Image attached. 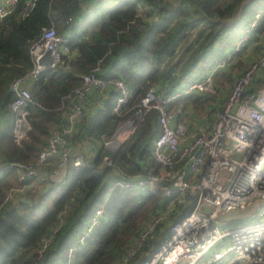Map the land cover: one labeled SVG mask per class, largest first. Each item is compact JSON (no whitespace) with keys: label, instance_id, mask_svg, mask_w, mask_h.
I'll return each instance as SVG.
<instances>
[{"label":"trees","instance_id":"trees-1","mask_svg":"<svg viewBox=\"0 0 264 264\" xmlns=\"http://www.w3.org/2000/svg\"><path fill=\"white\" fill-rule=\"evenodd\" d=\"M141 1L160 11L159 17L138 15L137 4ZM242 1L34 0L24 12L25 0H17L0 27V264L38 261L40 236L57 221L61 222L59 235L69 225H77L69 236L59 240L50 263L74 243L69 264H116L126 254L148 215L165 208L172 198L160 189L143 191L122 183L129 173H145L151 163L152 141L159 133L158 111L152 108L138 117L134 130L117 147L106 145L104 136L110 137L128 115L137 111L149 86L162 92L206 72L242 36L257 7L264 4V0H251L239 9ZM46 25H53L59 33H69L70 51L29 83L34 99L29 103L32 126L21 141H16L10 106L12 79L33 67L32 41ZM188 27L195 30L189 31ZM241 54L238 52L235 63L216 77L218 84L234 82L236 73L245 66ZM91 71L125 78L132 94L122 109L115 110L112 106L119 90L111 85L101 102L78 119L69 136L74 143L88 139L96 143L89 163L73 167L50 183L37 184L17 201H4L6 189L20 180L19 163L34 160L41 145L65 121L68 92L82 82V73ZM263 79L264 69L250 88ZM218 99L216 93L200 91L182 95L175 103L209 106L211 116ZM107 154L111 162L104 159ZM95 201H102L104 215L79 241L77 234L82 225L78 220ZM161 226L129 264L148 250Z\"/></svg>","mask_w":264,"mask_h":264},{"label":"built area","instance_id":"built-area-1","mask_svg":"<svg viewBox=\"0 0 264 264\" xmlns=\"http://www.w3.org/2000/svg\"><path fill=\"white\" fill-rule=\"evenodd\" d=\"M16 2L0 0V27L4 16ZM33 2L25 0L24 12L32 7ZM137 11L138 15L151 19L160 15V11L147 1L138 3ZM263 19L264 4L257 7L242 36L200 77L188 82L185 79L181 85L162 92L151 85L141 97L135 112L142 117L148 110L156 108L159 133L152 141V161L147 164L145 173H129L122 183L143 191L160 189L172 198L165 208L148 215L128 245L126 254L116 264H129L140 247L167 222H172L170 232L142 264H209L212 261L217 264H264V79L257 87L250 88L253 79L264 69V51L237 74L231 90L213 106L211 116L209 110L202 113L201 120H194L191 108L185 104L196 110L198 107L192 102L175 103L185 94L200 91L217 94L219 89L214 75L225 68L239 51L249 47L256 25ZM200 25L204 26V23ZM187 30L195 29L188 27ZM32 42L33 67L15 75L11 83L14 92L10 101L14 112L12 136L16 141H21L32 126L29 103L34 99L29 83L38 72L58 63L62 55L70 51L69 33H59L53 25L44 26ZM46 49L50 50V61L41 59ZM164 62L165 59L161 65ZM81 79L82 82L67 94L70 100L64 109L65 121L41 145L34 160L19 163L17 175L20 180L6 189L4 201H17L37 184L50 183L73 167L89 163L94 151L90 149V140L74 143L69 135L76 129L80 116L101 102L111 85L119 90L112 106L115 110L122 109L130 100L132 88L125 78L101 76L91 71L82 73ZM132 125V128H125L127 133L121 137L125 131L121 123L117 134L114 131L110 137L104 136L105 144H112V147L120 145L136 127L135 122ZM104 159L111 162L108 154ZM186 188L199 192V203L183 219L169 221L171 212L176 210L175 214L189 200ZM244 208L255 210L253 215L256 217L228 226L226 212ZM102 215L103 203L95 201L78 220L82 225L77 234L79 241H83L95 223L101 221ZM60 225L61 222L57 221L43 230L38 247L40 257L34 264H69L75 243L66 248L62 257L50 263L59 240L69 236L77 224L64 228L59 235L57 229ZM224 237L231 242L227 251L233 252L232 258L225 255L224 249L217 247Z\"/></svg>","mask_w":264,"mask_h":264},{"label":"crops","instance_id":"crops-1","mask_svg":"<svg viewBox=\"0 0 264 264\" xmlns=\"http://www.w3.org/2000/svg\"><path fill=\"white\" fill-rule=\"evenodd\" d=\"M249 49H252V54H251V52H248L249 54H246V51L249 50ZM263 51H264V19L261 20L256 25V29H255L254 35L249 40V47H245L242 51H239V52H242V54L240 56L243 58V61L245 62V64H244L245 66H244V68H242L240 73H242L246 69V67L248 66L247 64L249 62H251L253 59H255L256 56H258L259 53L261 54V52H263ZM254 55H255V57H253ZM249 56H250V58L247 59ZM236 60H237V54L234 56V59L229 64L226 65L224 70L227 69L231 64L235 63ZM236 75H237V73H236ZM228 81H230V80H226L224 82V86H222L221 83H219V84L217 83L216 84L217 87H218L217 89H223L224 90V89L232 88V86H233L232 83L233 82L230 81V86H229V85H227ZM219 101H220V96H219V99L217 100V102H219ZM192 104H194V103L192 102ZM185 105H188L191 108V113H192L191 116L193 117L194 120H201V118L203 117L202 114H198L197 110L192 105H190V104H185ZM194 106H196V107H198L200 109V108L203 107V104H200V105L194 104ZM125 132H126V130L122 133L121 137L125 136V134H126ZM229 213H233V214H229ZM249 214H251L252 217H245V218L239 219V218H236V215H238L237 209L227 211L226 212V217H227L226 224L228 226H234V225H238L239 224L238 222L241 221V220L242 221L251 220L253 218V210L252 209H250V213ZM230 243L231 242H230L229 238L228 237H224L223 241L220 244H218V246H217L218 248H221V250L224 249L226 251L225 255H227L228 258H232L234 256L232 251H227V248L230 245ZM209 264H217V262L216 261H212Z\"/></svg>","mask_w":264,"mask_h":264},{"label":"water","instance_id":"water-1","mask_svg":"<svg viewBox=\"0 0 264 264\" xmlns=\"http://www.w3.org/2000/svg\"><path fill=\"white\" fill-rule=\"evenodd\" d=\"M251 0H243L242 3L240 4L239 9L246 3L250 2ZM41 59L45 61H50V50L46 49L45 52L42 54ZM118 127L115 130V134L118 133L119 131ZM185 193L188 197V201L184 203L182 206L181 210L176 212L173 216L172 221H178L183 219V217L189 213L191 209H193L198 203H199V192L198 191H192L190 188L185 189ZM172 222H167L166 225L164 226L163 229H161L158 233L157 236L154 237V242L153 244L148 248V250L144 253H142L136 260H134L133 264H142L145 259L148 258L154 251H156L159 247V245L163 242L165 239L166 235L170 232Z\"/></svg>","mask_w":264,"mask_h":264},{"label":"rangeland","instance_id":"rangeland-1","mask_svg":"<svg viewBox=\"0 0 264 264\" xmlns=\"http://www.w3.org/2000/svg\"><path fill=\"white\" fill-rule=\"evenodd\" d=\"M248 52H251V54H252V49H249V50H247L246 51V54H249ZM262 53V52H261ZM260 53H259V55L258 56H256V57H260ZM253 57H255V55L253 56ZM222 58V56L221 57H219V59H221ZM250 58V56L247 58V59H249ZM218 59V60H219ZM256 59V58H255ZM218 60L215 62V63H217L218 62ZM215 63H213L212 65H211V67H213V65L215 64ZM210 67V68H211ZM209 68V69H210ZM208 69V70H209ZM224 70V68H222L219 72H218V74H215L214 75V80H215V82H216V84H217V81H216V77H218V76H220V74H221V71H223ZM227 85H229L230 86V81H228L227 82ZM231 90V88H229V89H219L217 92V96L219 97L220 96V99L221 98H223L229 91ZM205 92H207V91H205ZM208 93H210V92H208ZM213 93V92H212ZM209 106H203L202 108H200V109H197V113L198 114H202L203 112H208L209 111ZM137 118H138V115L136 114V112H133V113H131L130 115H128L126 118H125V120L122 122L123 124H124V130H125V128H132V124L137 120ZM99 143V142H98ZM112 143H114V142H112ZM111 146H113L112 144H110ZM95 147H96V143H94V142H90V149H91V151H93L94 149H95ZM254 211L255 210H253V213H254ZM237 212H238V215H236V218H239V219H241V218H245V217H252L251 216V214H249L250 213V209L249 208H244V209H237ZM229 214H233V213H229ZM256 216H254L253 215V218H255ZM171 220H173V219H170L169 221H171Z\"/></svg>","mask_w":264,"mask_h":264},{"label":"bare ground","instance_id":"bare-ground-1","mask_svg":"<svg viewBox=\"0 0 264 264\" xmlns=\"http://www.w3.org/2000/svg\"><path fill=\"white\" fill-rule=\"evenodd\" d=\"M125 133H127V131Z\"/></svg>","mask_w":264,"mask_h":264}]
</instances>
